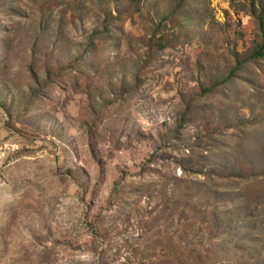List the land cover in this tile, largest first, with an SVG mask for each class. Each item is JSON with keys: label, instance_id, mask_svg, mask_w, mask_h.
Returning <instances> with one entry per match:
<instances>
[{"label": "rangeland", "instance_id": "374dc122", "mask_svg": "<svg viewBox=\"0 0 264 264\" xmlns=\"http://www.w3.org/2000/svg\"><path fill=\"white\" fill-rule=\"evenodd\" d=\"M264 0H0V264H264Z\"/></svg>", "mask_w": 264, "mask_h": 264}, {"label": "trees", "instance_id": "16d2710c", "mask_svg": "<svg viewBox=\"0 0 264 264\" xmlns=\"http://www.w3.org/2000/svg\"><path fill=\"white\" fill-rule=\"evenodd\" d=\"M252 2L253 4H255V0H252ZM258 24L262 32L261 43H257L256 49L253 51L251 56L243 61H240L234 70L240 68L241 65L253 59H258V58L264 59V20L261 16L258 17Z\"/></svg>", "mask_w": 264, "mask_h": 264}]
</instances>
